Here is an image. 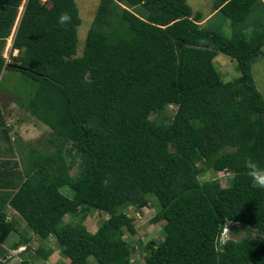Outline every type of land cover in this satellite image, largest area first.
<instances>
[{
    "label": "trees",
    "instance_id": "16d2710c",
    "mask_svg": "<svg viewBox=\"0 0 264 264\" xmlns=\"http://www.w3.org/2000/svg\"><path fill=\"white\" fill-rule=\"evenodd\" d=\"M23 1L0 0V82L17 69L3 53ZM208 1L205 20L188 0H100L81 54L76 0L26 1L13 59L35 79L27 109L52 137L42 149L21 143L0 110V243L23 219L39 239L55 237L68 264H139L124 238L135 230L128 209L157 204L164 238L140 242L145 264H264V238L252 234H264V189L245 166L264 168L253 75L264 1ZM62 12L71 15L63 26ZM221 53L239 77L223 78ZM224 170L228 186L204 178ZM93 210L108 215L95 232L83 223ZM225 217L233 233L220 246ZM239 226L246 235L236 239ZM0 264H9L2 253Z\"/></svg>",
    "mask_w": 264,
    "mask_h": 264
},
{
    "label": "rangeland",
    "instance_id": "374dc122",
    "mask_svg": "<svg viewBox=\"0 0 264 264\" xmlns=\"http://www.w3.org/2000/svg\"><path fill=\"white\" fill-rule=\"evenodd\" d=\"M76 1L80 9V16L82 18V22L78 27V49L79 54H81L100 0ZM25 2L26 0L23 1V4L20 7L15 27L17 26L18 20L23 11ZM188 2L195 9L201 11L203 10L205 20L211 16L213 7L208 0H188ZM205 20H203L202 23ZM14 30L15 28H13L12 33H14ZM11 43L12 38H9L4 51L5 56H7L8 53L10 54ZM229 58V56L222 53L215 58V61L219 65V67L218 65L217 67L221 70L225 80H233L240 76V72L236 66L237 63ZM253 75L258 88L264 96V56L258 57V59L254 62ZM36 85V81L32 77L25 76L23 72L21 73L18 71L9 70L7 68L3 71L0 82V98L1 102L5 103V105H10L5 109V111L7 123L13 128V137L16 139L18 138V140L20 139L21 143L27 146L33 145L42 149L44 148V144L47 143L52 137V134L51 130L48 129L49 127L39 120L35 115L33 116L27 109V102L30 99L29 97H32V95L35 94ZM3 99L7 100L4 101ZM172 109L173 107L170 106V109L167 111V113H172ZM17 145H20V143ZM77 169V167L73 168L71 173L75 174ZM232 177V173L222 174L221 172H218L207 174L204 178L219 179L222 186L225 187L231 184ZM157 208L158 206L155 204L144 207L140 210L134 207H130L128 209L129 216L134 220L133 224L135 230L132 232L126 228L124 232V238L128 243L135 246L132 259L134 261H139V264H145V253H142L139 249L140 242L146 243L151 240L160 241L164 238L162 233L164 222H153ZM7 212L8 219L13 217L15 214V210H13L12 207H8ZM107 217L108 215L106 213L93 210L91 213H89L88 217L83 223L90 231L95 232L102 223V220ZM65 219L66 221L72 219L78 220V217H73L68 214L66 215ZM16 227L17 230L13 231L4 243H0V253H2V258L9 264H24L25 261H27L29 264H68L70 262L69 258H65L61 254L55 237H51L49 240L39 239L38 236L34 234V231L30 229L29 224L23 219L17 223ZM229 227L231 228V226ZM252 234L254 236L264 238V234L257 230H252ZM245 235L246 231L241 226H239V231L235 236L236 239H241ZM40 246H44L47 249L45 257L38 254V249ZM91 263L95 264V261L91 260Z\"/></svg>",
    "mask_w": 264,
    "mask_h": 264
},
{
    "label": "clouds",
    "instance_id": "9594fccd",
    "mask_svg": "<svg viewBox=\"0 0 264 264\" xmlns=\"http://www.w3.org/2000/svg\"><path fill=\"white\" fill-rule=\"evenodd\" d=\"M25 4H26V2H25ZM25 4H24V7H25ZM24 7H23V11H24ZM23 11L21 13V16L23 14ZM21 16H20V18L18 20V23L20 22ZM70 22H71V15L68 12H62L59 15V17H58V23L61 26L66 25V24H68ZM18 23H17V26L16 27L14 26V28H15L14 33L11 32L10 36L8 37V39L9 38H12V43L10 45V47H11L10 54L8 53V55L5 56V54L3 53V55H4L5 59H6V63L7 64H10L12 67L17 68L14 71L21 72V70L23 68L21 67L20 63L15 64L14 63V59H13V57L16 56V55H18V53H19V49H17V48L16 49H13V42H14V38L16 36ZM225 32H226V34H228V38H230V32H229V30L228 29H225ZM6 44H7V42H6ZM5 48H6V45H5ZM4 51H5V49H4ZM171 107H173V105H171ZM0 110H1V108H0ZM245 166L247 168V175L250 177L253 187H257L259 189H264V168L260 167L259 164L256 161L252 160V159H248L245 162ZM220 172L222 174H226V173L227 174H230V172L225 171V170L224 171H220ZM13 210H15V209H13ZM225 220H226V223L223 224L224 227H223V230H222V232H221V234L219 236V240H218V243H219L220 246L227 245V243L229 242V240H231V235L230 234L233 233L232 230L229 227V226H231V221L228 220L227 217H225ZM233 242H235V241H233Z\"/></svg>",
    "mask_w": 264,
    "mask_h": 264
},
{
    "label": "crops",
    "instance_id": "0c3cea01",
    "mask_svg": "<svg viewBox=\"0 0 264 264\" xmlns=\"http://www.w3.org/2000/svg\"><path fill=\"white\" fill-rule=\"evenodd\" d=\"M4 101H6L7 99H3ZM10 105H5V103H3V102H1V98H0V108H1V114H2V116H3V118H4V120L7 122V117H6V111H5V109L7 108V107H9ZM14 118V117H13ZM6 124H8V123H6ZM9 125V124H8Z\"/></svg>",
    "mask_w": 264,
    "mask_h": 264
}]
</instances>
